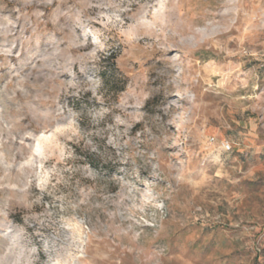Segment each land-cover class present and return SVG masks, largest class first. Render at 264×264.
I'll return each instance as SVG.
<instances>
[{
	"label": "clouds",
	"instance_id": "clouds-1",
	"mask_svg": "<svg viewBox=\"0 0 264 264\" xmlns=\"http://www.w3.org/2000/svg\"><path fill=\"white\" fill-rule=\"evenodd\" d=\"M262 41L264 0H0V264H139L173 190L238 162L224 109L264 103ZM128 108L135 143H107L132 170L102 185L91 128Z\"/></svg>",
	"mask_w": 264,
	"mask_h": 264
},
{
	"label": "rangeland",
	"instance_id": "rangeland-1",
	"mask_svg": "<svg viewBox=\"0 0 264 264\" xmlns=\"http://www.w3.org/2000/svg\"><path fill=\"white\" fill-rule=\"evenodd\" d=\"M234 38L214 43L213 53L218 54L217 49L227 45L230 52L239 55L233 49ZM244 47L251 57H256L264 51V41ZM204 71H209V67ZM212 73L216 74L215 68ZM232 99L241 101L236 107H242L248 116L247 121L241 122L234 111L224 109L230 123L241 129L242 138L233 148L238 162L218 170L215 178L204 177L193 190H173L170 213L162 221L158 234L146 242L142 256L138 257L139 264H261L264 261L261 239L264 237V103L254 101L250 93L243 91L235 92ZM117 114L131 123L135 112L128 108L99 119L89 137L91 144L87 151L102 185L114 182L110 177L104 178L105 172L123 167L125 172L116 175L127 179L132 170L131 161L128 165L118 163L117 153L121 156L131 154L136 151L135 147L114 148L107 141L111 138L114 143L123 144L124 139H130L134 144L135 131L141 126L135 125L128 130L127 123L117 125L114 123ZM209 130L219 133L221 138L230 135L218 127ZM139 148L143 149L144 145L140 144ZM251 152L262 155L259 159L251 156L246 159L241 155ZM220 158H223V151Z\"/></svg>",
	"mask_w": 264,
	"mask_h": 264
}]
</instances>
